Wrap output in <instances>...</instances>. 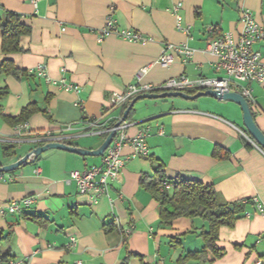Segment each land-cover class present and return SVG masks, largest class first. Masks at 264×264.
<instances>
[{
	"label": "crops",
	"instance_id": "1",
	"mask_svg": "<svg viewBox=\"0 0 264 264\" xmlns=\"http://www.w3.org/2000/svg\"><path fill=\"white\" fill-rule=\"evenodd\" d=\"M177 3L183 4L178 12L183 30L172 12ZM243 10L251 11L264 27V0H0V18L11 11L31 28L20 41L24 52L12 55L1 51L0 30V66L9 59L29 72L20 79L0 74V89L9 90L0 102L2 114L14 118L36 103L49 116L36 113L23 127H13L0 116V166L44 146L48 132L59 143L97 150L106 139L101 128L121 118V109L112 104L113 93H123L132 84L160 86L180 76L225 77L217 70V58L206 50L207 42L226 33L238 36ZM108 17L120 30L136 31L151 41L142 45L116 36L100 40ZM167 43L187 44L194 55L187 61L176 56L170 66H161ZM253 49L264 61V40ZM40 65L50 80L64 78L80 92L30 73ZM143 68L148 72L142 75ZM249 87L255 122L264 133V82ZM125 123L128 138L144 126L151 128L146 141L150 156L129 159L109 195L97 202L66 181L74 171L101 165L104 156L51 149L9 173L13 182H0V234L13 232L12 258L3 264H123L129 254L141 256L145 264H176L187 253L201 251L199 234L208 230L206 222L181 218L168 227L160 224L159 205L141 185L159 167L169 179L202 182L214 188L220 203L241 207L234 227L220 229L218 246L224 256L217 259L209 252L208 261L188 264H254L264 256V219L253 204H243L253 198L264 204V152L243 136L249 133L239 105L212 97L139 99ZM5 146L14 147L13 158L4 157ZM216 149L227 158L216 157ZM122 152L127 156L132 149L125 146ZM26 198L34 204L17 213L7 209L10 202ZM127 264L142 263L132 257Z\"/></svg>",
	"mask_w": 264,
	"mask_h": 264
},
{
	"label": "built area",
	"instance_id": "2",
	"mask_svg": "<svg viewBox=\"0 0 264 264\" xmlns=\"http://www.w3.org/2000/svg\"><path fill=\"white\" fill-rule=\"evenodd\" d=\"M182 7V3H177L172 10L176 17V26L179 30H183L181 26L182 17L178 13ZM112 11L113 8H111V12ZM240 24L242 27L238 36H235L232 33H226L220 37L212 38L207 42L206 50L217 58V70L223 71L225 77L190 80L185 76H180L170 79L160 86L132 84L123 93H113V107L121 109L122 112L124 107L131 104L134 99L143 95L163 94L169 92L187 93L190 91L197 93L206 91H218L220 93L235 92L241 94L251 105L252 94L249 85L254 82H264V61L262 56L253 49L257 42L264 40V27L256 21L254 15L249 10H243L241 12ZM109 36H116L122 40L142 45L151 41L136 31L129 29L120 30L111 17L107 18L104 27L99 31L100 40H104ZM194 52L195 51L187 44L174 45L167 43L160 56L158 64L168 67L174 62L176 56H181L184 61H187L192 58ZM147 72L148 68H143L140 74L143 75ZM30 73L44 78L50 84H58L66 91L80 92L79 87L68 84L64 78L60 79L59 82L50 80L47 76L46 68L43 65L31 70ZM76 106H79V103H77ZM122 119L123 116L121 114V118L118 119V122L122 121ZM24 125L21 126L23 127ZM115 125L108 128L106 131H102V134H110L112 131H116V135L113 138L111 145L103 155V163L98 166L87 167L84 171H74L70 173L69 178L66 181L67 184L75 183L79 192L81 194L90 195L94 202L109 195L111 183L117 178L129 159L134 157L148 158L150 156V150L146 142L151 131L149 126H144L136 136L128 138L125 134V129L128 127L127 123L123 122L117 129L114 128ZM243 136L249 140L255 148L264 152V150L256 144L250 136H247L244 133ZM45 141L58 142L59 140L48 132ZM125 146L131 147L132 153L130 155H123L122 151ZM32 160L33 157H30L29 161ZM35 173L39 174L40 169L37 168ZM13 180L11 174L0 173V182H13ZM34 202L35 200L33 198H26L21 202L13 201L8 204L7 209L11 213H17L23 207H29L34 204ZM249 202L255 206V212L264 219V204H262L258 198L246 200L243 204H249ZM250 215L251 214L248 212L245 213L246 217H250ZM74 243L75 239L72 238L71 244ZM11 264H22V262H12ZM254 264H264V256L258 259Z\"/></svg>",
	"mask_w": 264,
	"mask_h": 264
},
{
	"label": "trees",
	"instance_id": "3",
	"mask_svg": "<svg viewBox=\"0 0 264 264\" xmlns=\"http://www.w3.org/2000/svg\"><path fill=\"white\" fill-rule=\"evenodd\" d=\"M0 30L2 31L1 51L4 55H12L23 53L24 49L20 45L21 38L29 36L31 28L22 23V17L14 12L7 11L4 18H0ZM0 74L12 76L20 79L29 76L28 71L20 70L15 66L12 60L6 59L0 66ZM189 95H195L197 92H187ZM9 95L7 88L0 89V102ZM128 104L122 110L121 114L128 109ZM43 113L49 118L47 112L42 111L36 103L29 104L24 107L19 116L14 118L5 117L2 114L0 106V116L11 126H21L26 124L30 118L36 113ZM134 113V108L131 109L126 117V121L130 120ZM116 122V121H115ZM115 122H110L109 127H102L101 131H106L115 125ZM106 138L109 134L103 133ZM250 136V135H249ZM221 149H216L214 155L219 159H226L227 156L220 155ZM3 155L7 159L14 157V147L5 146ZM141 185L152 195L153 199L159 205L160 224L162 226H170L178 219L184 218L193 220L196 218L208 224V230L199 234V237L204 242V247L201 251L189 252L185 256L178 259L176 264H188L189 261H208V253H212L217 259L222 258L225 254L224 250L218 246L219 233L222 227L233 228L238 215L241 212V207L238 204H222L218 200L217 193L211 186H207L199 181H189L183 178L169 179L166 177L162 167H159L155 175L152 177H144L141 180ZM249 204H251L249 202ZM231 208L233 210H231ZM37 221L41 218H32ZM111 231L112 228H108ZM13 232L0 234V264L8 262L12 258L11 243ZM174 242V240H172ZM132 257L139 258L142 264L144 260L136 254H129L123 264H127Z\"/></svg>",
	"mask_w": 264,
	"mask_h": 264
},
{
	"label": "water",
	"instance_id": "4",
	"mask_svg": "<svg viewBox=\"0 0 264 264\" xmlns=\"http://www.w3.org/2000/svg\"><path fill=\"white\" fill-rule=\"evenodd\" d=\"M171 97H180L186 100H195L201 97H212L219 100L229 101L233 102L237 105H239L243 112V120H244V126L251 136V138L255 141L256 144H258L263 150H264V133L260 130V128L257 126L254 118V114L251 108V105L247 102V100L239 93L235 92H224L220 93L218 91H206V92H200L195 95H189L187 93L182 92H169V93H163L160 95L154 94V95H143L141 97H138L133 100V102L130 104L128 109L124 112L122 121L118 122L115 125V129L121 126L123 122L126 121V117L131 111L132 108H134L135 103L139 99H148V100H154V99H163V98H171ZM116 135V131H112L105 139L103 144L97 149V150H86L78 147H73L67 144L59 143V142H47L44 146H40L32 150L29 154L21 158L20 160L6 165V166H0V173H11L22 166H26L32 162H35L37 158L47 152L51 149H57V150H63L67 152H71L80 156H90V157H99L103 156L106 150L111 145L113 138ZM30 157H33L32 161H29ZM231 210H233L231 208Z\"/></svg>",
	"mask_w": 264,
	"mask_h": 264
}]
</instances>
